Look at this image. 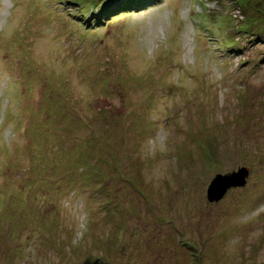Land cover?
<instances>
[{"label": "rangeland", "instance_id": "374dc122", "mask_svg": "<svg viewBox=\"0 0 264 264\" xmlns=\"http://www.w3.org/2000/svg\"><path fill=\"white\" fill-rule=\"evenodd\" d=\"M89 1L0 0V264H264V0Z\"/></svg>", "mask_w": 264, "mask_h": 264}, {"label": "water", "instance_id": "95a60500", "mask_svg": "<svg viewBox=\"0 0 264 264\" xmlns=\"http://www.w3.org/2000/svg\"><path fill=\"white\" fill-rule=\"evenodd\" d=\"M250 169L241 168L236 172L226 175H217L208 189V201L211 203L220 201L228 192L236 188H244L250 178Z\"/></svg>", "mask_w": 264, "mask_h": 264}, {"label": "trees", "instance_id": "16d2710c", "mask_svg": "<svg viewBox=\"0 0 264 264\" xmlns=\"http://www.w3.org/2000/svg\"><path fill=\"white\" fill-rule=\"evenodd\" d=\"M84 4H87L89 7H93L96 4L91 3L89 0H83ZM105 2H109L111 4H108V7L111 5H114L113 8L110 7L109 12L115 10V8H119L120 9V4L126 6V7H131L134 3L138 4L140 3V0H105L103 3ZM146 2H148V0H145L143 3L145 4Z\"/></svg>", "mask_w": 264, "mask_h": 264}]
</instances>
